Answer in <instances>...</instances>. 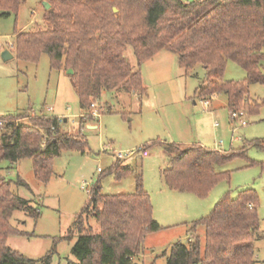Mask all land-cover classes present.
Segmentation results:
<instances>
[{
	"label": "trees",
	"instance_id": "16d2710c",
	"mask_svg": "<svg viewBox=\"0 0 264 264\" xmlns=\"http://www.w3.org/2000/svg\"><path fill=\"white\" fill-rule=\"evenodd\" d=\"M24 1L0 0V17L16 16ZM44 1L50 5L44 12L46 26L17 33L13 54L31 63L47 54L51 69L73 70L67 76L78 99L79 125L93 122L91 104L101 101L104 92L146 96L141 71L135 70L125 56L128 45L138 67L161 50L174 54L185 71L200 64L205 78L197 96L203 100L223 94L229 111L253 112L258 107L247 89L252 83L264 86V0ZM228 60L244 70V79L223 78ZM60 120L44 114L0 115V165L2 161L13 165L31 159L34 178L47 184L52 161L63 149L84 153L86 147L80 129L76 135L68 134ZM159 144L167 160V167L161 171L164 186L200 199L219 181L229 178L228 172H217L214 166L245 151L244 146L219 151L198 143ZM249 145L264 149L261 140ZM149 147L143 145L141 149ZM109 172L120 179L131 172V167L117 160ZM134 181L132 193L103 194L99 186L90 190L87 205L72 223V227L78 226L77 235L70 249L73 260L66 264H135L133 258L145 237L163 228L153 219L150 195L143 188L141 175H135ZM14 184L29 189L20 178ZM11 185L0 173V264H50L51 253L32 260L6 243L9 236L27 235L12 225L14 212H24L33 219L39 216L32 199L14 193ZM257 207L258 198L251 188L238 191L235 197L226 193L207 216L191 222L188 232L193 237L185 244H173L166 264H257ZM90 213L99 224L97 232L82 228V215ZM200 226L204 228L203 240L196 234ZM72 236L68 232L59 239Z\"/></svg>",
	"mask_w": 264,
	"mask_h": 264
},
{
	"label": "rangeland",
	"instance_id": "374dc122",
	"mask_svg": "<svg viewBox=\"0 0 264 264\" xmlns=\"http://www.w3.org/2000/svg\"><path fill=\"white\" fill-rule=\"evenodd\" d=\"M43 1L25 0L16 16L0 17V53L5 48L14 52L17 33L46 26ZM125 56L135 70L141 71L146 96L140 97L136 92H104L101 101L95 105L102 113L93 120L94 129L85 127L90 122L79 125L80 111L74 86L64 69L50 68L47 54H41L37 63L16 57L3 60L0 56L1 116H56L63 119L59 123L64 132L76 135L80 129L86 140L84 153L63 149L53 159V172L45 185L34 178L31 159H22L13 165L1 162L0 173L12 182L11 190L32 199L31 205L39 209L36 219L24 212L13 213L12 225L27 235L9 236L7 245L32 260H41L51 253L50 264H66L73 260L70 249L77 235L78 226L72 227V223L87 205L90 190L99 186L103 194L132 193L134 177L140 174L143 188L150 195L151 204L153 202V219L163 229L145 237L141 250L133 258L135 264H166L171 246L176 242L185 244L193 237L188 232L192 221L207 216L226 193L235 197L245 188L253 189L258 198L260 238L254 246L257 264H260L264 261V149L249 144L254 140L264 142V86L259 83L248 86L249 98L256 101L258 107L253 112L241 109L246 122L241 125L237 119L230 118L225 95H215L209 100L197 96L205 78V70L200 64L185 71L174 54L161 50L138 67L129 45ZM223 78L240 81L245 78V72L228 60ZM21 121L26 122L27 118H21ZM159 143L183 146L198 143L219 151L244 146L245 151L214 166L217 172H228L229 178L219 181L205 198L200 199L191 193L170 191L164 186L161 171L167 167V160ZM143 145H150L147 156L136 152ZM128 151H135V154L124 160L116 158L115 153ZM117 160L131 167V172L120 179L109 172ZM18 178L25 181L29 189L16 187L14 182ZM163 187L167 190H162ZM172 192L174 194L168 195L176 196H164ZM163 202H177L183 214H187L174 219L162 217L159 211ZM82 222L84 230H99L91 213L82 215ZM68 232L74 236L69 240L59 239ZM196 234L203 240L204 228L198 227Z\"/></svg>",
	"mask_w": 264,
	"mask_h": 264
},
{
	"label": "crops",
	"instance_id": "0c3cea01",
	"mask_svg": "<svg viewBox=\"0 0 264 264\" xmlns=\"http://www.w3.org/2000/svg\"><path fill=\"white\" fill-rule=\"evenodd\" d=\"M158 53V52H157ZM157 53L156 54H154L153 55V57L154 56H156L157 55ZM152 57V58H153ZM151 58V59H152ZM150 60V59H149ZM148 61V60H147ZM146 62V61H145ZM85 127L86 128H89V129H94V128H96V125L95 124H93L92 122H90L89 124H86L85 125ZM164 152V151H163ZM165 154V153H164ZM147 155H148V153H147ZM162 190H167V189H165V187H163V189ZM165 194H167V195H164V196H176V195H168V194H174L173 192L172 193H165ZM178 198V197H177ZM150 200H151V197H150ZM178 200H180V199H178ZM152 201V200H151ZM152 211H153V215H154V206H153V202H152ZM159 214L162 216V217H166V218H176V217H178V216H180V215H185V214H187V213H185L184 212V214H183V211H182V207L180 206V204L178 205L177 204V202H176V204L175 203H173V204H170V203H166V202H163L162 203V206H161V210L159 211ZM155 218V217H154ZM157 219V218H156ZM160 219V218H159ZM155 220V219H154ZM157 222V221H156ZM255 257H256V260H257V256L255 255ZM262 262V261H261Z\"/></svg>",
	"mask_w": 264,
	"mask_h": 264
},
{
	"label": "built area",
	"instance_id": "2783aa9c",
	"mask_svg": "<svg viewBox=\"0 0 264 264\" xmlns=\"http://www.w3.org/2000/svg\"><path fill=\"white\" fill-rule=\"evenodd\" d=\"M204 104L207 105V102L204 101ZM95 105L96 104H94V103L91 104V109H92L91 114L94 117H96L98 115V110L95 108ZM48 110L51 111L52 108H49ZM230 118L232 120H236L237 119L241 123V125H245V123H246L245 120H244L243 112L230 111ZM136 152H140L142 156H147V151L142 150L141 148L138 149ZM134 154H135V151H128L126 153H122V152L115 153L117 159H123V160L132 157ZM98 171H100V170L98 169Z\"/></svg>",
	"mask_w": 264,
	"mask_h": 264
},
{
	"label": "water",
	"instance_id": "95a60500",
	"mask_svg": "<svg viewBox=\"0 0 264 264\" xmlns=\"http://www.w3.org/2000/svg\"><path fill=\"white\" fill-rule=\"evenodd\" d=\"M42 5H43L44 9H46V10L49 9V7H50L49 3H47L46 1H43L42 2ZM113 11L116 12L117 9L116 8H113ZM0 56H1V58L3 60H9V59H11V58L14 57V54L10 51V49L5 48V49H3L1 51ZM72 73H73V70L72 69L66 70V74L67 75H70Z\"/></svg>",
	"mask_w": 264,
	"mask_h": 264
}]
</instances>
